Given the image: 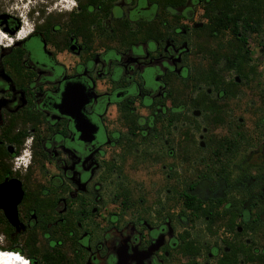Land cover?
<instances>
[{
	"label": "flooded vegetation",
	"instance_id": "obj_1",
	"mask_svg": "<svg viewBox=\"0 0 264 264\" xmlns=\"http://www.w3.org/2000/svg\"><path fill=\"white\" fill-rule=\"evenodd\" d=\"M75 1L0 14V245L29 264H264V9Z\"/></svg>",
	"mask_w": 264,
	"mask_h": 264
},
{
	"label": "rangeland",
	"instance_id": "obj_2",
	"mask_svg": "<svg viewBox=\"0 0 264 264\" xmlns=\"http://www.w3.org/2000/svg\"><path fill=\"white\" fill-rule=\"evenodd\" d=\"M27 1H30L31 5H28L29 7L32 6L33 2L34 3H38L40 1L45 2V0H0V14L1 13H5V14H11V15H15L18 12V8L21 7V4H26ZM58 7H76V1L75 0H67V4H62L60 0H58ZM34 5V4H33ZM0 32H2V30L0 29ZM3 33V32H2ZM4 34V33H3ZM1 42V40H0ZM3 42V41H2ZM252 46V50H253V55L257 56L258 55V51L261 50L262 48L259 46L253 47ZM264 57V53L261 55ZM261 72L262 75L264 76V59L261 62ZM262 243H264V236H262ZM4 248L3 245H0V249ZM5 250V248H4ZM7 251V250H5Z\"/></svg>",
	"mask_w": 264,
	"mask_h": 264
},
{
	"label": "trees",
	"instance_id": "obj_3",
	"mask_svg": "<svg viewBox=\"0 0 264 264\" xmlns=\"http://www.w3.org/2000/svg\"><path fill=\"white\" fill-rule=\"evenodd\" d=\"M214 7H236V8L237 7H252V8L260 7V9L263 10L264 9V0H234V1L225 0V3H223L222 5L221 4H215ZM236 8L234 9L236 11V13L241 12L240 9H242V8H239V10H236ZM229 12H230V10H229ZM223 18H225L226 19L225 21H227V22L230 21V19L227 18L225 14H223ZM223 18H217L216 21H217L219 28L226 29L227 26H225L223 24V21H224ZM244 22H246V21H244ZM238 27L239 26L235 25L234 30L236 31ZM1 250H4V248H2Z\"/></svg>",
	"mask_w": 264,
	"mask_h": 264
},
{
	"label": "bare ground",
	"instance_id": "obj_4",
	"mask_svg": "<svg viewBox=\"0 0 264 264\" xmlns=\"http://www.w3.org/2000/svg\"><path fill=\"white\" fill-rule=\"evenodd\" d=\"M62 4H67V0H60ZM28 34V32L25 30L23 32H21L18 35V38H24L26 35ZM6 37H4V34L2 32H0V40L1 42L5 39ZM17 41V40H16ZM0 253H10L12 254L9 257H4V256H0V264H22V262L17 259V256H14L15 253L10 252V251H4V250H0Z\"/></svg>",
	"mask_w": 264,
	"mask_h": 264
},
{
	"label": "built area",
	"instance_id": "obj_5",
	"mask_svg": "<svg viewBox=\"0 0 264 264\" xmlns=\"http://www.w3.org/2000/svg\"><path fill=\"white\" fill-rule=\"evenodd\" d=\"M14 256H18L20 258L19 260L22 262V264H23L24 261H26L27 264H29V260L27 258H25L24 256H22L20 253H15Z\"/></svg>",
	"mask_w": 264,
	"mask_h": 264
},
{
	"label": "snow or ice",
	"instance_id": "obj_6",
	"mask_svg": "<svg viewBox=\"0 0 264 264\" xmlns=\"http://www.w3.org/2000/svg\"><path fill=\"white\" fill-rule=\"evenodd\" d=\"M11 255H12V254H10V253H0V256H4V257H9V256H11ZM17 259H20V258L17 256ZM6 264H7V262H6ZM23 264H27V262L24 261Z\"/></svg>",
	"mask_w": 264,
	"mask_h": 264
}]
</instances>
